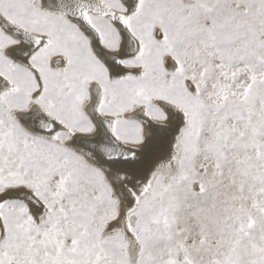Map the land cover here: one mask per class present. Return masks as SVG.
<instances>
[{
	"label": "snow or ice",
	"instance_id": "6c2138e0",
	"mask_svg": "<svg viewBox=\"0 0 264 264\" xmlns=\"http://www.w3.org/2000/svg\"><path fill=\"white\" fill-rule=\"evenodd\" d=\"M0 264H264V0H0Z\"/></svg>",
	"mask_w": 264,
	"mask_h": 264
}]
</instances>
